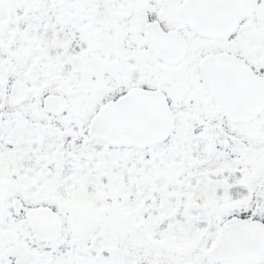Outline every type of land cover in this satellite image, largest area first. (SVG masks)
<instances>
[{"label":"snow or ice","instance_id":"obj_1","mask_svg":"<svg viewBox=\"0 0 264 264\" xmlns=\"http://www.w3.org/2000/svg\"><path fill=\"white\" fill-rule=\"evenodd\" d=\"M0 264H264V0H0Z\"/></svg>","mask_w":264,"mask_h":264}]
</instances>
